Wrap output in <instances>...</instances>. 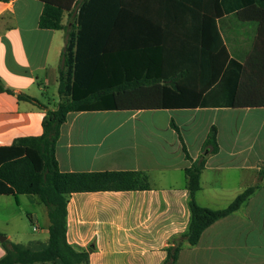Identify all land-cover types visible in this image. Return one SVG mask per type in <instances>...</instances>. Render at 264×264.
I'll list each match as a JSON object with an SVG mask.
<instances>
[{
  "label": "crops",
  "instance_id": "0c3cea01",
  "mask_svg": "<svg viewBox=\"0 0 264 264\" xmlns=\"http://www.w3.org/2000/svg\"><path fill=\"white\" fill-rule=\"evenodd\" d=\"M122 2L116 65L120 82L136 85L126 93H137L147 79L150 99L178 94L170 91L175 86L188 105L67 115L55 147L61 172L138 171L149 183L146 190L69 195L67 243L88 250L87 264H163L170 240L190 218L184 171L203 157L198 206L224 209L244 189L257 188L195 245L182 242L175 264H264V0ZM42 9L38 0L0 1V81L10 91L0 92V147L40 136L45 112L59 102L64 33L38 27ZM211 128L218 150L206 154ZM41 205L33 195L17 202L0 195V235L21 244L23 211L47 234ZM17 219L18 232H7Z\"/></svg>",
  "mask_w": 264,
  "mask_h": 264
},
{
  "label": "trees",
  "instance_id": "16d2710c",
  "mask_svg": "<svg viewBox=\"0 0 264 264\" xmlns=\"http://www.w3.org/2000/svg\"><path fill=\"white\" fill-rule=\"evenodd\" d=\"M38 1L43 3L38 27L64 33L58 64L59 102L54 109L45 112L40 136L18 138L11 145L0 147V195H11L16 202L20 195L37 197L46 209L49 222L47 240L26 246L5 239L0 242L4 250L0 264H87L88 250H76L66 241L68 196L84 192L146 190L149 183L147 175L138 171L61 172L55 158V147L67 115L80 111L186 108L188 103L175 86L170 91L178 94L161 98L158 92L160 98L150 99L143 85L147 79H142L144 82L139 85L137 93H126L127 87L133 89L136 85L121 83L116 65L119 28L125 12L122 0ZM182 6L186 8V5ZM192 6L194 8L191 9H195L199 5ZM64 13L67 21L62 24ZM156 80L160 81V78ZM4 91L10 92L0 81V92ZM18 98L44 109L39 101L28 96L18 95ZM217 150L216 131L211 128L204 151L214 154ZM183 152L185 154L184 149ZM203 165L204 158L201 157L197 164L184 171L190 218L186 231L170 240L163 264H175L182 242L195 245L204 229L238 210L257 188L254 185L244 189L224 209L200 207L194 196L200 189ZM261 175L264 171L259 173Z\"/></svg>",
  "mask_w": 264,
  "mask_h": 264
},
{
  "label": "rangeland",
  "instance_id": "374dc122",
  "mask_svg": "<svg viewBox=\"0 0 264 264\" xmlns=\"http://www.w3.org/2000/svg\"><path fill=\"white\" fill-rule=\"evenodd\" d=\"M48 95L51 96L50 93H48ZM21 199H23V198H21ZM40 207H44V206L41 205ZM22 219H23V224L25 223V227L23 226V228H24L23 234H20L18 237L19 243H21L22 245H26V246H28L31 242H34V241H40V242L44 243L45 240L47 239V234L46 233L42 234L36 230H33V228L36 229V225L34 223L32 224L31 221L29 220L27 211L22 212ZM16 223H18V219H17V222L15 221V223L14 222L12 223V225L7 229V232H9V233L10 232L11 233L18 232L17 229H15L17 227H14ZM11 227H13V229H11ZM0 236H2V235H0ZM2 237H4V236H2Z\"/></svg>",
  "mask_w": 264,
  "mask_h": 264
},
{
  "label": "water",
  "instance_id": "95a60500",
  "mask_svg": "<svg viewBox=\"0 0 264 264\" xmlns=\"http://www.w3.org/2000/svg\"><path fill=\"white\" fill-rule=\"evenodd\" d=\"M5 237L0 236V242L4 241Z\"/></svg>",
  "mask_w": 264,
  "mask_h": 264
},
{
  "label": "built area",
  "instance_id": "2783aa9c",
  "mask_svg": "<svg viewBox=\"0 0 264 264\" xmlns=\"http://www.w3.org/2000/svg\"><path fill=\"white\" fill-rule=\"evenodd\" d=\"M33 230H36L35 228H33Z\"/></svg>",
  "mask_w": 264,
  "mask_h": 264
}]
</instances>
